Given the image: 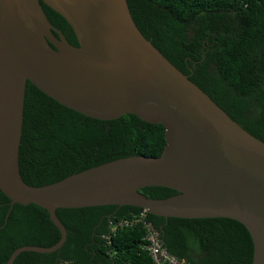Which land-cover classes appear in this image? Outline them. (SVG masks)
Segmentation results:
<instances>
[{
	"label": "water",
	"instance_id": "1",
	"mask_svg": "<svg viewBox=\"0 0 264 264\" xmlns=\"http://www.w3.org/2000/svg\"><path fill=\"white\" fill-rule=\"evenodd\" d=\"M73 30L66 41L44 14L40 0H0V191L14 204L45 209L67 231L56 210L134 206L165 218H228L241 223L253 243L251 264H264V142L222 110L178 70L137 28L127 0H43ZM53 45L52 48L45 40ZM64 107L99 120L132 114L164 127L157 157L129 156L44 186L26 184L19 169L25 86ZM159 186L177 191L165 199L139 192Z\"/></svg>",
	"mask_w": 264,
	"mask_h": 264
},
{
	"label": "trees",
	"instance_id": "2",
	"mask_svg": "<svg viewBox=\"0 0 264 264\" xmlns=\"http://www.w3.org/2000/svg\"><path fill=\"white\" fill-rule=\"evenodd\" d=\"M132 18L160 53L248 133L264 142V0H127ZM49 22L71 45L76 37L58 13L43 4ZM164 127L126 114L99 120L68 109L25 86L19 169L30 186H44L123 157L160 156ZM139 192L165 199L177 191L159 186ZM0 191V264L26 245L50 247L59 230L45 209L14 204ZM134 206L57 209L67 236L54 253H20L13 264H153L140 224L110 226L138 215ZM167 251L191 264H251L248 230L228 218L183 219L147 214Z\"/></svg>",
	"mask_w": 264,
	"mask_h": 264
},
{
	"label": "built area",
	"instance_id": "3",
	"mask_svg": "<svg viewBox=\"0 0 264 264\" xmlns=\"http://www.w3.org/2000/svg\"><path fill=\"white\" fill-rule=\"evenodd\" d=\"M147 214L148 213L145 210H142L138 215L117 221L115 224L110 226V230L104 238L108 240L115 233L118 227L140 224L144 232V236L142 238L144 242L143 248L147 251L153 264H191L183 259H178L167 251L163 245L158 230H156L147 220ZM59 264L75 263L72 261H61Z\"/></svg>",
	"mask_w": 264,
	"mask_h": 264
},
{
	"label": "flooded vegetation",
	"instance_id": "4",
	"mask_svg": "<svg viewBox=\"0 0 264 264\" xmlns=\"http://www.w3.org/2000/svg\"><path fill=\"white\" fill-rule=\"evenodd\" d=\"M40 4H41V7H42V5L43 4H45L46 5V3L43 1V0H40ZM42 10H43V7H42ZM44 12V11H43ZM45 14V13H44ZM46 15V14H45ZM47 17V16H46ZM48 19V18H47ZM66 39V38H65ZM44 40L52 47V48H54L53 47V45H51L50 44V42L47 40V38H44ZM66 41L68 42V40L66 39ZM76 42H77V45H73V46H79V43H78V41H77V39H76ZM55 49V48H54Z\"/></svg>",
	"mask_w": 264,
	"mask_h": 264
}]
</instances>
